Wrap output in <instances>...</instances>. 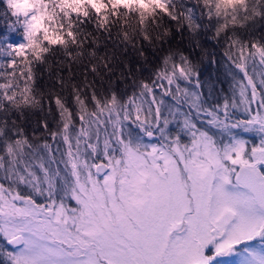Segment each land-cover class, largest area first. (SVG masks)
Listing matches in <instances>:
<instances>
[{"label": "snow or ice", "instance_id": "1", "mask_svg": "<svg viewBox=\"0 0 264 264\" xmlns=\"http://www.w3.org/2000/svg\"><path fill=\"white\" fill-rule=\"evenodd\" d=\"M0 264H264V0H0Z\"/></svg>", "mask_w": 264, "mask_h": 264}, {"label": "rangeland", "instance_id": "2", "mask_svg": "<svg viewBox=\"0 0 264 264\" xmlns=\"http://www.w3.org/2000/svg\"><path fill=\"white\" fill-rule=\"evenodd\" d=\"M250 139H254L258 143V138L257 137H249Z\"/></svg>", "mask_w": 264, "mask_h": 264}, {"label": "trees", "instance_id": "3", "mask_svg": "<svg viewBox=\"0 0 264 264\" xmlns=\"http://www.w3.org/2000/svg\"><path fill=\"white\" fill-rule=\"evenodd\" d=\"M226 87H227V85H226ZM228 91H230V88L228 89Z\"/></svg>", "mask_w": 264, "mask_h": 264}]
</instances>
